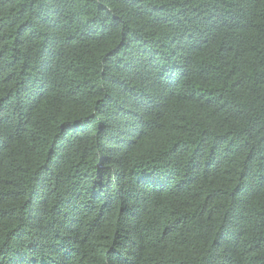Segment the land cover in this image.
Returning a JSON list of instances; mask_svg holds the SVG:
<instances>
[{
	"label": "trees",
	"instance_id": "obj_1",
	"mask_svg": "<svg viewBox=\"0 0 264 264\" xmlns=\"http://www.w3.org/2000/svg\"><path fill=\"white\" fill-rule=\"evenodd\" d=\"M0 264H264V0H0Z\"/></svg>",
	"mask_w": 264,
	"mask_h": 264
}]
</instances>
